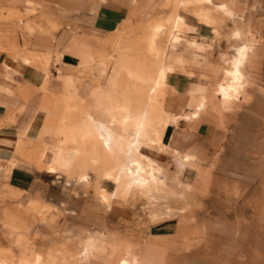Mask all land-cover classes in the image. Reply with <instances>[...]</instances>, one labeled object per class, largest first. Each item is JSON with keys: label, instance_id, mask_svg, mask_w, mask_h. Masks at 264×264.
Returning a JSON list of instances; mask_svg holds the SVG:
<instances>
[{"label": "rangeland", "instance_id": "obj_1", "mask_svg": "<svg viewBox=\"0 0 264 264\" xmlns=\"http://www.w3.org/2000/svg\"><path fill=\"white\" fill-rule=\"evenodd\" d=\"M149 1L154 4V12L146 19L129 21L114 33H93L87 37L100 57L95 55L87 68L78 72L82 81L72 78L75 83L70 84V77L64 78L63 90L50 95L45 90L48 82L45 78L46 84L42 89L47 99L46 112L42 110L43 121L30 139L38 136L48 115L44 131L47 142L42 144L44 149L49 148L45 161H50V164L38 165V169L27 155H21L20 165L15 168L30 172L35 169L40 175L34 185L23 189L22 183L26 179L19 181L22 186L16 185L15 180L10 179L11 174L5 176L2 173L6 162H0V263L116 264L124 260L128 264H215L227 260L221 255L227 246L217 247L215 232L256 231L257 227L251 226L255 225L254 216H250L253 220L249 221L222 218L213 207L215 194L211 169L214 159L204 161V164L191 155L169 151L162 143L161 148L146 145L142 153L147 159V153L152 149L170 153H163L158 160L162 168L154 160L150 165L156 167V176L164 185L158 184L156 188L151 183L150 188H143L134 184L124 171L120 172V162L117 158L114 160L115 155L104 153L101 146L93 150V140L88 141L84 137L93 120L97 124H109L117 133L135 134L130 121L122 124L123 117L138 116L150 109L151 88L154 90V79L165 64L185 65V61L173 60L168 53L172 43L178 42V37L166 45L163 42L165 36L161 35L156 49L159 54L150 47L155 26L171 23L178 16H184L196 27L194 34L184 32L179 36L183 38L179 48L188 39L206 44V50L201 52L198 61L191 62L201 68L198 74L202 84L194 86L187 93V98L183 96L187 101L178 102V110L189 107L193 113L186 118L191 120L195 118L194 113L199 114L206 108L226 113L232 104L225 105L218 89L221 84L232 83L228 71L232 68L236 47L245 41H256L246 18L234 10V18H227L229 16L216 7L213 10L211 6H206L207 3L194 2L188 6L186 0ZM204 9L209 10L213 23H206L196 16ZM17 20L19 31L30 33L33 30L28 23L21 25L22 18ZM235 28L243 31L239 39L234 36L237 32H233ZM16 33L0 30V37L9 38ZM11 46L19 47V44L11 43ZM198 48L202 50L200 46ZM250 63L245 68V87L248 83L256 86L264 82V64L263 67L258 65L263 68L260 74L258 67L253 68ZM169 82L167 80L156 109L177 119L168 112V109L173 110V103L176 102V92L171 90ZM242 93L241 100L236 101L240 104L237 109L240 114L242 104L248 98L245 88ZM245 120L246 123L249 121L247 113ZM155 126L148 130L152 138L156 137ZM26 143L28 147L33 145L30 141ZM238 146L239 149L243 147L242 140ZM80 147L84 153L78 156L76 148ZM15 149L16 146L12 156ZM119 150L125 153L124 149ZM236 153V158L241 160V154ZM146 158H142L141 162L147 167ZM50 165L55 173L49 171ZM254 166L257 168V165ZM243 169L249 177L248 164ZM107 171L113 174L111 180L107 178ZM83 176H88V181H83ZM260 177L256 175L253 184ZM36 198L50 205L32 203ZM89 247L94 250L91 249L90 257L82 261V252Z\"/></svg>", "mask_w": 264, "mask_h": 264}, {"label": "crops", "instance_id": "obj_2", "mask_svg": "<svg viewBox=\"0 0 264 264\" xmlns=\"http://www.w3.org/2000/svg\"><path fill=\"white\" fill-rule=\"evenodd\" d=\"M206 6L230 10L228 18H234L235 12L246 18L256 41L240 44L252 46L245 68L250 62L253 68L263 67L264 0H210ZM153 12L154 4L149 0H0V18H3L0 30L17 32L9 38L0 37V162H6L2 168L5 176L11 174L10 179L15 180L16 185H21L19 181L22 178L26 179L21 186L28 189L40 175L35 169L30 172L15 168L20 165V156L27 155L37 168L38 165L50 164V161H45L49 148L44 149L42 144L47 142L44 131L48 115L38 136L30 139L43 121L42 110L46 112L47 99L42 89L45 78L48 79L45 90L50 95L63 90L64 78L82 81L78 72L87 68L96 55L88 36L114 33L125 23L146 19ZM20 18L21 25L28 23L33 28L30 33L18 30L17 19ZM235 31H241L243 36L241 28H235ZM182 39L178 37V42H173L168 50L173 60L185 61V65L176 67L168 77L171 90L176 92L173 110L168 109V112L177 120L171 121L162 131V145L180 155H191L201 163L214 159L211 182L216 202L212 199V203L220 217L249 221L253 220L249 217L254 216L255 225L251 226L257 227L256 231L215 232L217 247L227 246L221 253L227 260L215 264H264V82L256 86L246 85L248 98L242 104L241 114L237 110L240 104L232 102L226 113L206 108L195 118L187 119L192 116L191 109L178 110L177 105L178 102L186 103L187 93L202 84L198 74L201 68L191 62L198 61L201 52L206 50V44L188 39L179 48ZM11 43H18L19 47H13ZM29 55H35V60L27 62L25 57ZM45 60H48L47 64ZM258 69L260 74L263 73V68ZM246 113L249 116L247 123ZM240 140L241 149L238 146ZM29 141L33 142L30 147L26 145ZM169 151L152 149L147 154L158 164L162 154ZM236 152L241 154V160L236 158ZM246 163L250 168L249 177L243 169L247 167ZM256 175L261 177L253 184ZM32 203L50 205L39 198Z\"/></svg>", "mask_w": 264, "mask_h": 264}, {"label": "bare ground", "instance_id": "obj_3", "mask_svg": "<svg viewBox=\"0 0 264 264\" xmlns=\"http://www.w3.org/2000/svg\"><path fill=\"white\" fill-rule=\"evenodd\" d=\"M185 2L187 3V5L188 4L190 5L194 2L201 3V4L208 3L210 2V0H186ZM212 9L215 10L214 8ZM217 9H219L218 11H222L224 14L230 17V10L226 8H218V7ZM196 16H198V18H200L202 21L206 23H213V19L208 9L202 10ZM195 31H196V27L192 25L191 23H189L184 16H178L171 23L170 22L160 23L155 26L154 33L150 39V47L153 49V51L158 48L157 46L160 44L159 40H161L160 39L161 35L165 36V41L163 40V42L167 45L168 42L170 43L172 39H175L176 37L181 36L184 32L194 33ZM234 36L235 38H240L242 36V33L237 31ZM251 48L252 46L247 45V44H242L238 47L236 51V56L231 61L232 68L230 69V71H228V74L230 75V78L232 79V83H224L219 86L218 95L224 101L225 105H229L230 103L236 102L237 100L239 101L243 97L242 92H243V89L245 88V84L247 80V74L245 72V64L248 60V55H249V52L251 51ZM156 52L158 53L157 50ZM25 58L27 62H31L32 60H35L34 59L35 56H30V57H25ZM175 68L176 66L172 64H165V66L161 68V70L158 72L156 78L154 79V83H155L154 90L151 88V90L153 91V96L150 97V101H149L150 109L147 110V112L141 113V115L137 114L138 116H134V117H129V116L123 117L124 119L122 120L123 121L122 124L124 125V123H126L127 121H130L134 129L136 130L133 136L124 134V132L117 133L113 131V129L111 128L109 124L102 123V122H98L97 124L94 120L91 121V124H90L91 128L86 132V134H84L85 132L83 133L85 135L84 137L87 138L88 141L90 139L93 140V143H92L93 150H96L98 147L101 146L102 149L105 151L104 153L115 155L116 157L114 158V160L117 158L120 162V165H118L120 166L118 168L121 169L120 172L122 173V171H124L126 176L130 177L132 179V182L134 184H137L138 187L144 188V186H147L148 188H150V185L152 184H155V186L158 184H162V186L164 185V183L159 180L158 178L159 176L158 175L156 176V173H155L156 167L150 166L154 162H152L149 158L147 159L146 156L143 155L142 150H143V147L146 145L160 147V144L162 143L160 139V135L162 131L166 129V127L170 124L171 121L177 120L175 118H172L170 114L161 113L159 110L156 109V107H158L157 101H159V97L163 95V92H164L163 90L166 87L168 77L170 74L173 73ZM69 83L73 84L75 82L73 81L72 78H70ZM148 83H151V82H148ZM197 115H198L197 113H194V117H196ZM151 126H155V136H156L155 138H152L151 136H149L148 130ZM119 149H124L125 153L122 154ZM83 153H84V149L82 147L76 148V154L78 156H80ZM44 155L45 153L42 154V156ZM94 157L96 156L94 155ZM140 158L141 160H139ZM142 158H146L148 160L147 167L146 165H144V163L141 162ZM185 158L186 160H189L188 159L189 156H186ZM48 169L51 173L56 172L55 169L51 165L49 166ZM157 170L159 169L157 168ZM106 174H107V178L111 180L113 176L112 172L107 171ZM106 174L104 175L106 176ZM82 178H83L82 179L83 181H88V176H83ZM161 178L162 177H160V179ZM115 179L117 180V178ZM91 249L93 248L89 247L83 250L84 252H82L83 253L82 261L90 257V254L92 252ZM116 264H128V262L122 260V261L117 262Z\"/></svg>", "mask_w": 264, "mask_h": 264}]
</instances>
